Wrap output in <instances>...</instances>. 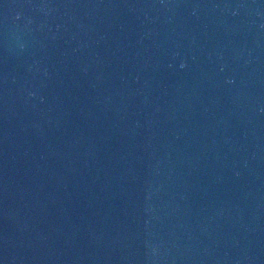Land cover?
<instances>
[{
  "label": "water",
  "instance_id": "water-1",
  "mask_svg": "<svg viewBox=\"0 0 264 264\" xmlns=\"http://www.w3.org/2000/svg\"><path fill=\"white\" fill-rule=\"evenodd\" d=\"M0 264H264V0H0Z\"/></svg>",
  "mask_w": 264,
  "mask_h": 264
}]
</instances>
